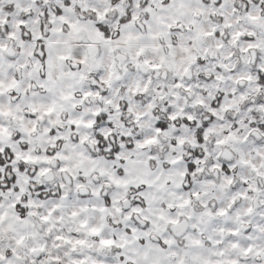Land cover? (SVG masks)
Segmentation results:
<instances>
[{"label":"snow or ice","instance_id":"obj_1","mask_svg":"<svg viewBox=\"0 0 264 264\" xmlns=\"http://www.w3.org/2000/svg\"><path fill=\"white\" fill-rule=\"evenodd\" d=\"M0 264H264V0H0Z\"/></svg>","mask_w":264,"mask_h":264}]
</instances>
